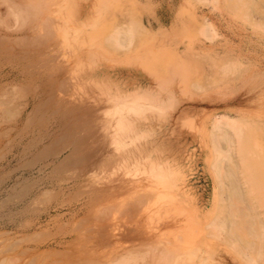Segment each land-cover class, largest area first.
<instances>
[{
  "label": "rangeland",
  "instance_id": "374dc122",
  "mask_svg": "<svg viewBox=\"0 0 264 264\" xmlns=\"http://www.w3.org/2000/svg\"><path fill=\"white\" fill-rule=\"evenodd\" d=\"M5 29L0 115L36 99L0 120V244L40 264H264V0H0ZM62 133L83 140L33 160Z\"/></svg>",
  "mask_w": 264,
  "mask_h": 264
},
{
  "label": "bare ground",
  "instance_id": "6f19581e",
  "mask_svg": "<svg viewBox=\"0 0 264 264\" xmlns=\"http://www.w3.org/2000/svg\"><path fill=\"white\" fill-rule=\"evenodd\" d=\"M253 6V5H252ZM17 8V7H16ZM12 13V12H11ZM134 28V27H133ZM11 32V31H10ZM1 34L2 35H0V58L2 57V56H4V55H6V54H10V52L8 51L9 49H8V45L4 42V41H6V39H7V37H9L10 36V34L8 33V31H7V29H5L3 32H1ZM13 34V33H12ZM27 34V33H26ZM110 40V39H109ZM111 41H113L112 39H111ZM149 41V40H148ZM4 42V43H3ZM7 42V41H6ZM110 42V41H109ZM107 45H108V43H107ZM111 45H112V43H111ZM150 47V46H149ZM11 49V48H10ZM151 53H152V51H151ZM150 53V54H151ZM12 55H14V53H12ZM153 55V54H152ZM155 58H156V56H154ZM153 57V58H154ZM169 60H170V58H169ZM175 60V59H174ZM157 61H159V60H157ZM162 61V60H161ZM153 62H155V61H153ZM145 63V62H144ZM143 63V64H144ZM159 63V62H158ZM177 63V62H176ZM141 65V64H140ZM147 65H148V63H147ZM168 65V64H167ZM144 68V67H143ZM164 68H165V66H164ZM181 68V67H180ZM186 68V67H185ZM15 69V68H14ZM151 69V68H150ZM12 70V69H11ZM161 70H163V69H161ZM168 70V69H167ZM186 70V69H185ZM15 72H16V74H15ZM17 72H19V70L17 69V71H10V70H8L7 71V73L6 74H4L2 77H4V80H9V78H12L13 76H14V74L15 75H18V73ZM191 73V72H190ZM157 74V73H156ZM159 75V74H158ZM155 78V77H154ZM24 79V78H23ZM160 79V78H159ZM4 80H2L1 79V76H0V81H4ZM187 81V80H186ZM1 83V82H0ZM11 87V86H10ZM12 88V87H11ZM1 98H0V103H2L3 102V100L4 101H6V108H7V104H10V102H12V100H13V95H11L8 91H2L1 92V96H0ZM36 99V96H33V97H31L30 98V100H29V102L32 104V102L34 103L35 100ZM29 102H26V103H24V104H21V106H20V108L17 110V109H12V107H11V109H7V110H5L4 109V114L6 115L5 117H4V115H0V120H4V118H6V120H9V121H12L13 119H18V120H20V118L22 117V115H24V113H25V111H26V108H27V105H29ZM4 103V102H3ZM11 106V105H10ZM18 107V106H17ZM15 108V107H14ZM37 108V109H36ZM36 109V110H35ZM38 112H40L39 111V109H38V107H36L35 105H33V108L31 109V112H29L27 115H26V125L29 127V129L31 128V124H32V122L34 121L33 119H34V117H35V115L38 113ZM37 117V116H36ZM47 117V116H46ZM45 117V118H46ZM49 117V116H48ZM50 117H52L53 119H54V116H53V113L50 115ZM3 118V119H2ZM36 119V118H35ZM92 119H94V118H92ZM59 123V125L61 126V125H65V124H67V126H65L64 128H65V130L67 131V132H69L71 129H70V126L72 125V123L73 124H81V123H83V124H85V123H89L87 120H84L83 118H82V116H80V117H74V118H70V117H67V118H63V119H58L57 120ZM56 123V122H55ZM73 127V126H72ZM75 129H77V128H75ZM40 131H41V129H39V133H40ZM85 133H87L88 135H89V137H90V135H91V132L90 131H86ZM84 133V134H85ZM40 135H43L42 133H40ZM77 137L74 139V141L75 142H77L78 144H79V142H82V140H83V138H82V135L81 134H79V133H77V135H76ZM41 137V136H40ZM43 137H44V135H43ZM73 137H75V135H72V134H69V136L67 135V134H60L59 136H54V138H52L51 140L49 139V142H48V144H45V145H42L41 146V148H38L37 150H36V153L33 155V157H34V161H36V160H40L41 158H43V157H45V156H57L58 154H57V152H58V146H59V144H62L64 141H65V143H66V145H65V147H68V148H73V147H75L76 146V143L74 142V145H71L70 143H71V141L73 140L72 138ZM70 139V140H69ZM34 140H36V141H39V139H33V140H30L29 142H28V145H31V144H33V145H36L35 144V141ZM259 140V139H258ZM88 143V142H87ZM85 145H87L86 143H85ZM27 147V146H26ZM258 147V146H257ZM83 148V150L85 151L87 148L86 147H82ZM261 148V147H260ZM1 150V149H0ZM32 150V149H31ZM2 151V150H1ZM0 151V156H5L6 154L5 153H2ZM61 152V151H60ZM66 153V152H65ZM87 153V152H86ZM68 156H72L71 154H67V157ZM79 156V155H78ZM47 157V158H48ZM1 158V157H0ZM52 158V157H51ZM256 158H257V156H256ZM46 159V158H45ZM72 162H74V163H79V162H82V160L81 161H78V159L76 158V156L73 158V159H70ZM50 162H52V161H50ZM38 164V163H37ZM60 164V163H59ZM57 166V165H56ZM14 170V169H13ZM242 170V169H241ZM9 171V170H8ZM246 171V170H245ZM250 171V170H249ZM14 173V172H13ZM231 175V174H230ZM7 179V178H6ZM16 181V180H15ZM243 182V181H242ZM230 183H232V182H230ZM255 183V182H254ZM35 184V183H34ZM257 184V183H256ZM14 185H18L19 187H20V190H18V188H17V190H15L16 189V187L17 186H14ZM14 185H11V187H10V190L12 191L9 195L14 199H16L17 201V203L19 202V204H22V208L24 209H22V211H27V213L28 212H32L33 211V208H29V206L31 205L30 203H28L27 202V195L29 194L28 193V191H29V184H21L20 182L18 183L17 181L15 182V184ZM21 185V186H20ZM28 186V187H27ZM234 189H235V187H233ZM233 188H232V190H233ZM261 190H263L264 191V186L262 187V188H260ZM5 191V190H4ZM16 192V193H13V192ZM235 193H236V190H235ZM234 192L232 193V198L234 199L233 200V204H232V208H231V215L232 216H237V219L239 220V224H241V225H245V224H247V223H249V219L248 220H243L242 218H244L243 217V215H242V211H241V209L240 208H238V207H236L235 206V203L237 202L236 200L237 199H239L238 197H237V194H235ZM242 193V192H241ZM246 193V192H245ZM249 193V192H248ZM247 193V194H248ZM9 195L7 196V197H9ZM240 196V195H239ZM6 197V198H7ZM31 198V197H30ZM0 200H1V198H0ZM104 200V199H103ZM1 201H4V200H1ZM10 201V200H9ZM11 202V201H10ZM141 202V201H140ZM16 203V204H17ZM243 203V202H242ZM261 203V202H260ZM3 205V204H2ZM1 205V206H2ZM4 206V205H3ZM2 206V207H3ZM6 206V205H5ZM7 207V206H6ZM5 207V208H6ZM12 207H14V206H12ZM17 207H18V205H17ZM31 207V206H30ZM15 211V210H14ZM19 211V210H18ZM36 211V210H35ZM100 211V210H99ZM123 211H125V210H123ZM8 213V212H7ZM5 214V213H4ZM102 214H103V212H102ZM121 214V213H120ZM245 214V213H244ZM23 215V214H22ZM119 215V214H118ZM12 216H14V214L12 215ZM2 217V216H1ZM240 217H242V218H240ZM251 217V216H250ZM11 219V218H10ZM85 220V219H84ZM235 220V219H234ZM7 221V220H6ZM9 223H10V221H9ZM19 224V223H18ZM34 224H36V223H34ZM77 224H79V223H77ZM85 224V223H84ZM103 224V223H102ZM232 224H234V222L232 223ZM237 224V223H236ZM236 224H235V226H236ZM28 225V224H27ZM245 226H247V225H245ZM79 227V226H78ZM236 227H238V225L236 226ZM87 228V227H86ZM48 229V228H47ZM228 229H229V227H228ZM244 229H246L247 230V232H248V235H249V231H248V228H245L244 227ZM86 230H88V229H86ZM233 232V231H232ZM228 233L230 234V230L228 231ZM246 233V232H245ZM234 234H235V232H234ZM237 235V234H236ZM1 236V235H0ZM247 236V235H246ZM6 237V236H5ZM38 237V236H37ZM37 237H33L31 240H33V241H35V239H37ZM40 237V236H39ZM237 237H238V235H237ZM253 237H254V235H253ZM2 238V237H1ZM4 238V237H3ZM243 238V237H242ZM5 239H7V238H5ZM15 239V238H14ZM238 239H241V238H238ZM243 239H245V236H244V238ZM1 240V239H0ZM3 240V239H2ZM30 240V239H29ZM29 240H27V241H29ZM8 241L9 242H11L9 239H8ZM1 242V241H0ZM6 242V241H5ZM4 242V243H5ZM24 242H26V241H24ZM244 242H246V241H244ZM3 243V242H2ZM2 243L0 244V264H40L39 263V261L37 260L38 259V257L40 256V255H42L41 253H38V254H36L34 251H33V253H35V255L36 256H34L33 255V257L34 258H36V260L38 261V262H36V261H34V259H29V260H24V258L22 259L21 257H20V255H23L25 252H26V250L25 249H21V248H18L19 246H18V244H17V242H15V243H6L7 245L6 246H3L2 245ZM3 243V244H4ZM179 243V242H178ZM182 243V242H181ZM246 243H248V242H246ZM249 243H252V242H249ZM248 243V245H250ZM177 244V243H176ZM179 245V244H178ZM29 246V245H28ZM91 247V246H90ZM25 248V247H24ZM180 248V247H179ZM28 249V248H27ZM31 249V248H30ZM178 250V249H177ZM11 252H13L14 254H10ZM115 252H118V251H114V254H115ZM30 254V253H29ZM53 254V253H52ZM51 254V255H52ZM167 254V253H166ZM38 255V256H37ZM47 255V254H46ZM27 256V255H26ZM48 257L46 258V260L49 258V257H51L49 254L47 255ZM132 257V259L133 258H135L136 256L134 255H132L131 256ZM139 257H142L141 255L139 256ZM187 257V256H186ZM43 259H44V257H42ZM169 258H170V256H169ZM41 259V258H40ZM43 259H41V260H43ZM50 259V258H49ZM48 259V260H49ZM160 260H162V261H166L167 259H168V257L166 258V256H164L163 255V257H160L159 258ZM40 260V262H44V261H41ZM57 260V259H56ZM56 260L54 261V260H52L53 262H51V263H56V264H58L57 262H56ZM127 260H128V256L126 255L125 257H122V258H119L117 261H119V262H127ZM187 260V259H186ZM116 261V260H115ZM114 261V262H115ZM46 262V261H45ZM44 262V263H45ZM48 262V261H47ZM89 263H91V261L89 260L88 261ZM92 263H93V260H92ZM116 263V262H115ZM114 263V264H115ZM118 263V262H117ZM94 264V263H93ZM96 264H99V262H97ZM112 264H113V262H112ZM124 264V263H123ZM126 264V263H125ZM132 264V263H131ZM182 264H183V262H182Z\"/></svg>",
  "mask_w": 264,
  "mask_h": 264
}]
</instances>
